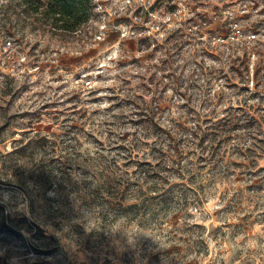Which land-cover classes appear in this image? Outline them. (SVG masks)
<instances>
[{
  "label": "rangeland",
  "instance_id": "374dc122",
  "mask_svg": "<svg viewBox=\"0 0 264 264\" xmlns=\"http://www.w3.org/2000/svg\"><path fill=\"white\" fill-rule=\"evenodd\" d=\"M94 5L0 27V264H264V0Z\"/></svg>",
  "mask_w": 264,
  "mask_h": 264
},
{
  "label": "trees",
  "instance_id": "16d2710c",
  "mask_svg": "<svg viewBox=\"0 0 264 264\" xmlns=\"http://www.w3.org/2000/svg\"><path fill=\"white\" fill-rule=\"evenodd\" d=\"M94 7V0H0V27L22 38L33 35L68 41L79 36L90 22ZM182 131L185 140L191 141L199 134L207 135L209 130L197 123ZM54 192H58L57 187ZM108 197L117 199L119 204L125 199V195L118 198L115 192H109Z\"/></svg>",
  "mask_w": 264,
  "mask_h": 264
},
{
  "label": "built area",
  "instance_id": "2783aa9c",
  "mask_svg": "<svg viewBox=\"0 0 264 264\" xmlns=\"http://www.w3.org/2000/svg\"><path fill=\"white\" fill-rule=\"evenodd\" d=\"M249 37H250V38H249V41H253V39H255V34H251ZM231 38H232V39H236L237 41H240V40L244 39V34H243V32L238 28L237 23H234V24L231 26ZM243 41H244V40H242L241 42L244 44ZM249 41H247V42H249ZM243 44H242V45H243ZM244 45H245V44H244ZM84 85H85L86 87H89V86L91 85V81H90V80H86V81L84 82Z\"/></svg>",
  "mask_w": 264,
  "mask_h": 264
}]
</instances>
